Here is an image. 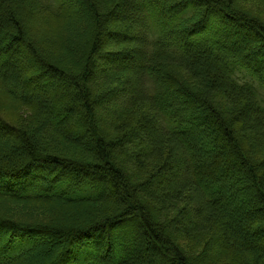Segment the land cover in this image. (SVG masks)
I'll use <instances>...</instances> for the list:
<instances>
[{
    "label": "trees",
    "instance_id": "trees-1",
    "mask_svg": "<svg viewBox=\"0 0 264 264\" xmlns=\"http://www.w3.org/2000/svg\"><path fill=\"white\" fill-rule=\"evenodd\" d=\"M77 1L76 11L70 6L75 0H64L49 12L37 0H0V141L5 146L0 149V182L6 183L0 196L74 202L76 188H84L87 196L79 200L96 202L101 214L81 223L42 225L0 215V233L20 230L28 238H50L57 264H264V158L256 161L248 154L252 141L243 136L255 113L264 150V109L254 101L264 88L263 19L243 12L239 0H139L133 9L128 0H103V6ZM125 8L146 19L141 37L127 36L136 20L122 18ZM47 20L54 27L67 26L57 33L61 47L31 39L32 26ZM72 39L75 56L67 52ZM58 52L69 53L66 62ZM75 57L80 59L76 68L68 61ZM102 57L111 64H134L120 73L130 92L116 89L119 72L111 69L103 72L105 88L86 87ZM178 59L185 67L177 68ZM235 70L244 81L251 76L256 86L237 87L229 78ZM146 81L156 90L150 86L144 93L139 87ZM223 81L236 88L234 101H225ZM120 95L110 120L119 134L109 140L98 132L94 116ZM24 109L28 114L13 122L1 115ZM142 124L146 131L140 130ZM87 133L94 138L81 143ZM174 139L180 156L171 146ZM65 144L79 146L82 154L74 147L68 156L61 155ZM131 156L139 165L137 174H144L134 184L123 168ZM178 163L189 171L187 179L180 185L173 178L160 188L165 171ZM147 164L151 172L145 174L140 166ZM68 174L76 178L59 186L46 182ZM91 175L99 176L97 183L87 178ZM183 183L191 185L187 197L193 199L173 215L170 209L179 205ZM138 192L154 197L145 204ZM197 214L202 220L191 225L189 219ZM203 222L206 236L197 232ZM184 225L189 234L178 237ZM177 238L191 239L202 252L197 255L194 249L187 256ZM67 241L70 247L75 241L72 250ZM156 250L164 255L157 256Z\"/></svg>",
    "mask_w": 264,
    "mask_h": 264
},
{
    "label": "rangeland",
    "instance_id": "rangeland-1",
    "mask_svg": "<svg viewBox=\"0 0 264 264\" xmlns=\"http://www.w3.org/2000/svg\"><path fill=\"white\" fill-rule=\"evenodd\" d=\"M38 4L40 6V8L44 11H49L48 9H55L57 7L60 6V4L64 1V0H37ZM94 4H101L102 6L104 5L103 0H93ZM129 4V7L133 9V7L135 8V4L138 6L139 5V0H128L127 2ZM71 7H73V9H77L78 5V1L75 0V7L71 4ZM239 6H242L243 8V12L245 11V13H247L249 16L252 17V15L254 16H260L263 21H264V0H239ZM47 7V9H46ZM103 11V10H102ZM50 12V11H49ZM140 12V11H139ZM122 15V18L125 19V17H129L132 15V11L129 8H125V12ZM121 15L118 16V19H122ZM133 17L134 20H136L132 25L133 30H131L130 32L127 33L128 37L131 36H136V37H141V32L143 30V27H147V24H145L146 19H143L141 17V15H139L138 12H133V15L131 16V18ZM143 20H142V19ZM82 19V17H81ZM80 19V20H81ZM132 19V20H133ZM262 21V22H263ZM134 22V21H133ZM264 23V22H263ZM39 27H36L35 25H33V30H32V34H31V39H33L34 42H38V43H43V45L47 44V45H51L54 48L55 47H61V44L58 43V37H57V33L59 28H61V30L63 28H67V26L62 25L54 27L52 26L51 22L49 23L48 20L45 23H41L39 24ZM51 25V26H50ZM224 28V27H221ZM146 30V29H145ZM69 32V31H68ZM236 33V31H235ZM59 36V35H58ZM35 37V38H34ZM238 37V36H237ZM239 38V37H238ZM115 40V37L113 38ZM72 42V43H71ZM73 39L66 45L68 47L67 52L74 54L75 53L73 51ZM234 48V50H238V47H232ZM69 53H61L58 52L57 55L59 57V59H61V61L66 62V55H69ZM77 56V55H76ZM69 62L73 63L76 68V66L80 65V59L78 57H75L74 59L69 58L68 60ZM129 61V60H128ZM183 60L178 59V63H176L177 68L180 67H185L183 64H181ZM123 64L119 65V64H111L109 62H106V60L102 58H98L95 66H94V72L92 77L87 79V85L86 87H88L89 89H101V88H105L104 84H106L107 82H105V78L107 77L104 76L103 77V72L109 71V69H111L110 72H119V76L115 77L114 79H117V83H115L116 86H118L116 89L123 92L125 91L126 93L130 92L128 90H126V86L128 84V82L126 81V78H122L121 76V72L124 71V73L127 72V70H132L131 67H133L134 64H132L131 61L129 62H122ZM151 63H153V61H151ZM119 65V66H118ZM126 66L125 70H119V69H113L112 67H117V68H122L123 66ZM75 70V69H74ZM244 73H246V71H244ZM248 75V74H247ZM249 76V75H248ZM246 76V82L242 80V74L240 73V71L235 70L232 71L230 73V81L232 83H234L237 87H242L245 84L251 85V86H256V82L254 81V79L251 76ZM120 78V79H119ZM104 80V81H103ZM223 85L226 86V90H223L222 92L227 94V98L225 99L226 102L228 101H234V96H232V93H234L233 91V87H230L228 85V83L225 81L222 82ZM259 84V83H258ZM150 86H152L153 90H156V86L155 85H151V83L149 81H146L143 83V85H140V89L143 90V92L145 93L146 90L150 89ZM235 88V87H234ZM236 89V88H235ZM255 100L259 109H264V88H261L257 91V93L255 94ZM124 96L120 95V97L118 99H110L109 102H107L106 105H102L101 108L99 110L96 111L95 116H94V121H96V125L98 126V132L101 134L102 137H105L106 139H112L115 138L119 133L116 130V124L112 123L110 120H112L113 114V105H115L117 102H119V100H122ZM133 99V97L128 98V100ZM233 98V99H232ZM232 99V100H231ZM223 99L217 100L219 103H222ZM22 101L20 100V103ZM14 105L16 106H21V104L19 103H14ZM47 105H50V103H47ZM230 105V102H229ZM236 108V105L234 106L233 109H231L232 111H234V109ZM10 111V110H9ZM28 114L27 110H19L17 112H14V114L12 115L11 113L5 112L3 111L1 113L2 117L7 121V122H13V120L15 119L14 117H24L25 115ZM259 115L263 114L261 112L258 113ZM253 117V118H252ZM262 117V115H261ZM157 123H160V125L164 126V119L162 122H160V119L157 117ZM260 119H258L257 116L254 115L252 116V114L249 115V119L247 120L248 122H250V124L246 125V127L243 130V136L246 137L247 139L250 138V141H252V145L250 147V149H248V154L254 158V160L256 161H262V159L264 158V150L262 147L263 144V140L260 139V137L257 135V133L260 131L259 129L261 128V125H259ZM115 122V121H113ZM254 122H259V123H255ZM112 123V124H111ZM144 125L142 124V126H140V130L146 131L145 129H143ZM159 127V125H158ZM198 129L193 128L194 132H199L197 131ZM160 131H158L159 133ZM141 133V132H140ZM142 135V134H141ZM142 136H140L139 138H141ZM94 138L93 134L91 133H87L83 136L82 139H80L81 143H89L92 139ZM170 141V140H169ZM174 142L172 143V147H175V151H179L178 152V156H180V152H182V149L180 147V144H178L177 140L174 139ZM74 144H65L64 149L61 150L60 154L61 155H65L68 156L70 154V149H73L75 147V153H81L82 154V148L81 150H79V146L77 147L78 149H76V146H73ZM5 146L2 145V141H0V149H3ZM127 148V147H126ZM133 150V149H131ZM122 154L127 153L126 150H121ZM129 153V152H128ZM182 164V163H180ZM178 164H172L170 165V168L167 169V171H165V175L163 177V179L161 180V184H160V188L164 186L166 181H171L173 178H175V180L181 185L182 182H184L187 179V176L189 174V171L187 172L186 167H183L182 165ZM185 166V165H184ZM144 169L145 174L149 173L148 171L151 172V168L149 167V164L145 165V166H140ZM123 168L126 169V172L128 173L127 176L129 178V180L131 181V184H134V181H138L143 179V175L140 176L139 174H137V169L136 164L133 162L132 156L130 157V159H128L127 162L124 163ZM139 170V169H138ZM154 170V169H153ZM67 178H71V179H75L76 175H65V177H54L52 176L51 179L47 180V183L50 184H55V186H59L61 185L64 181L67 180ZM88 179H94V183H97L99 176L94 175V176H88ZM136 178V179H135ZM183 179H185L183 181ZM53 180V181H52ZM100 181L105 183L106 179L100 178ZM187 184V183H186ZM185 183H183L182 185V191L183 193L180 195V197H178L177 202H178V206L177 208H171V212L173 213V215L177 214V212L183 207V205H188L191 203V198H188L187 195H189L191 188L189 184L186 185ZM6 183L4 182H0V190L3 191L5 189ZM64 187V186H62ZM101 189H105L103 187V185L101 184ZM160 188L158 190L154 189L151 192H159ZM84 188L80 190H78L76 188V192L78 194L75 195V200L74 202H65V201H45V200H39L38 201H32V200H28V201H23V200H17L14 198H8V197H3L0 196V215H12L14 218V220L21 222L22 224H31V225H42V224H47L49 222H55V223H61V222H65V221H69L72 223H81V219H98L99 214H101V210L98 208V204H94L93 203H88V202H83L79 199L86 197L87 195L85 194L86 191L83 190ZM90 189V188H89ZM99 188H95V190H98ZM132 189V188H131ZM134 189V187H133ZM133 191L136 192V190L134 189ZM84 193V194H82ZM104 193V192H103ZM154 194V193H153ZM153 194H149V196L146 193H137V195L140 197V201H142L143 203H147L151 200V198H153ZM156 194V193H155ZM74 195V194H73ZM72 195V196H73ZM69 196V195H68ZM90 197H93L90 196ZM151 197V198H150ZM94 198V197H93ZM156 198V197H155ZM187 198V199H186ZM26 200V199H25ZM44 201V202H43ZM54 206L55 209H54ZM12 210L11 212H9V210ZM202 213H204L202 211ZM159 214V213H158ZM157 215V214H156ZM195 218L193 219H189V222L191 223V225L196 224L198 221L202 220L203 215L202 214H197L194 215ZM165 217H162V215H158L156 216V219H162ZM189 225V224H188ZM177 226V224H176ZM198 227V233L199 235L202 234V236H206L207 232L204 230V222L203 225L199 227V225H197ZM187 225L184 226H180V228L182 230V235L178 236V237H185L188 236V231L185 229L187 228ZM22 231L19 230V232L17 231H10L8 233H0V258H3L4 256V261H0V264H32L30 262H33V259L36 257L41 256V260H39V262H33V264H57L55 263L53 257H52V253H53V248H52V244L50 238L45 237L44 235H37L36 238H33L32 236H30V238H28L26 235H24V233H21ZM180 235V234H179ZM182 239V238H181ZM180 238H177V240H179V246L186 252V255L189 256L191 255L193 252H195L194 249H196V254L199 255L202 247L196 246V244L191 240H182L181 241ZM188 239V238H187ZM144 241V240H143ZM200 241V239L198 240V242ZM68 244H66V247H68V249L72 250L74 248V244L75 241L72 242L71 247L69 246L70 242L67 241ZM201 242V241H200ZM26 248H30L26 251H23ZM75 254V253H74ZM74 254L72 255V258L74 256ZM155 254L157 256H163L164 253L163 252H159V251H155ZM15 256V257H14ZM190 257V256H189Z\"/></svg>",
    "mask_w": 264,
    "mask_h": 264
}]
</instances>
